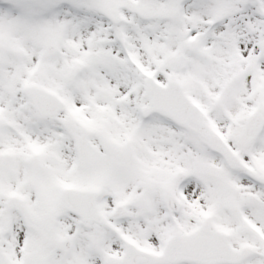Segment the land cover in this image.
Instances as JSON below:
<instances>
[{
  "label": "snow or ice",
  "instance_id": "obj_1",
  "mask_svg": "<svg viewBox=\"0 0 264 264\" xmlns=\"http://www.w3.org/2000/svg\"><path fill=\"white\" fill-rule=\"evenodd\" d=\"M0 264H264V0H0Z\"/></svg>",
  "mask_w": 264,
  "mask_h": 264
}]
</instances>
